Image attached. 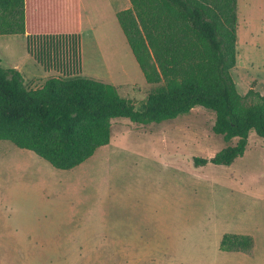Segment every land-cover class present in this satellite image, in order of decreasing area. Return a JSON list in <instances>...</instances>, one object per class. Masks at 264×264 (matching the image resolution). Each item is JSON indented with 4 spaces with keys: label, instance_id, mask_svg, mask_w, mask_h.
<instances>
[{
    "label": "rangeland",
    "instance_id": "1",
    "mask_svg": "<svg viewBox=\"0 0 264 264\" xmlns=\"http://www.w3.org/2000/svg\"><path fill=\"white\" fill-rule=\"evenodd\" d=\"M126 4L79 0L81 62L84 76L138 106L156 85L118 22ZM239 14L249 50L232 75L245 94L253 76L264 89V0H239ZM0 59L31 88L52 74L22 34L0 35ZM215 117L196 106L158 123L117 118L111 141L72 169L0 140V264H264V138L252 130L231 165L196 166L195 156L229 144L214 132ZM228 232L252 235L253 248L221 250Z\"/></svg>",
    "mask_w": 264,
    "mask_h": 264
},
{
    "label": "trees",
    "instance_id": "2",
    "mask_svg": "<svg viewBox=\"0 0 264 264\" xmlns=\"http://www.w3.org/2000/svg\"><path fill=\"white\" fill-rule=\"evenodd\" d=\"M118 22L148 84L138 106L109 82L83 75L79 0H0V35L22 34L29 55L52 73L37 88L0 59V140L72 169L111 141L113 122H162L196 106L215 113L213 130L228 145L196 166L231 165L249 134L264 138V95L238 91V0H130ZM235 140L233 143L232 141ZM249 234L225 233L223 251H250Z\"/></svg>",
    "mask_w": 264,
    "mask_h": 264
},
{
    "label": "crops",
    "instance_id": "3",
    "mask_svg": "<svg viewBox=\"0 0 264 264\" xmlns=\"http://www.w3.org/2000/svg\"><path fill=\"white\" fill-rule=\"evenodd\" d=\"M130 1V0H129ZM239 1V0H238ZM239 3V2H238ZM130 6H131V2H130ZM128 4H126L125 5V7L127 8H129L130 7ZM125 9V8H124ZM239 17H241L240 16V14L238 15ZM240 26V25H239ZM238 26V55H237V64H236V66L234 67V68H236L237 67V69H238V67L240 66L239 65V59H238V57H240V55H241V57H242V59L241 60H244V58H245V55H244V53H245V51H248L249 50V47H248V45H247V40L246 39H248V37L247 38H244L243 39V41H242V43H241V39H240V37H239V30H240V27ZM240 35H241V31H240ZM249 41V40H248ZM241 49H240V48ZM240 49V50H239ZM241 52V53H240ZM233 68V69H234ZM232 69V70H233ZM92 78V77H91ZM236 84H238V83H236ZM254 87L256 90H258V91H260L263 95H264V89L263 88H261L260 86H259V79L257 78V77H255V76H253V77H251L250 78V80L248 81V84H247V86H246V92L249 90V88L250 87ZM245 92V93H246Z\"/></svg>",
    "mask_w": 264,
    "mask_h": 264
}]
</instances>
